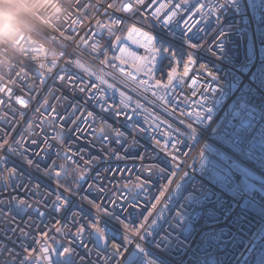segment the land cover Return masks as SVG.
<instances>
[{"label": "snow or ice", "instance_id": "6c2138e0", "mask_svg": "<svg viewBox=\"0 0 264 264\" xmlns=\"http://www.w3.org/2000/svg\"><path fill=\"white\" fill-rule=\"evenodd\" d=\"M89 7L77 4L85 14ZM101 15L106 19L96 20L100 31L93 36L107 32L108 43L82 37L77 45L97 59L103 55L100 68L73 52L63 65H50L47 76L38 73L41 85L52 79L72 97L64 115L55 108L48 113L47 99L46 115L38 107L25 121L26 111L11 104L0 115L11 128H0V264H264V0H112ZM124 27L146 55L119 47L122 37L115 33ZM212 34L206 51L228 67L200 63L186 96L184 80L197 63L194 52L204 49ZM237 47H245L239 62ZM115 48L119 55L110 58ZM165 61L166 80L156 77ZM173 61L183 62L182 73ZM129 64L132 71L126 70ZM117 76L134 84L136 100L126 91L119 92L118 101L109 95L108 89L115 92L109 80ZM5 91L11 93L0 88ZM144 94L179 127L148 112L140 102ZM14 100L28 109L20 95ZM108 115L120 126L110 124ZM21 121L24 128L13 136ZM204 132L209 134L201 150L187 164L189 152L182 149L199 143ZM92 149L101 155L93 156ZM50 156L64 162L48 164ZM129 160L131 168L120 167ZM182 166L190 171L181 175ZM133 169L142 175L121 187L117 177ZM84 184L97 197H81L88 208L73 199ZM221 213L224 221L232 217L235 231L202 230L209 220L219 223ZM55 217L59 227L48 229L45 220ZM201 219L205 225L198 228ZM42 225L48 230L41 231Z\"/></svg>", "mask_w": 264, "mask_h": 264}, {"label": "built area", "instance_id": "2783aa9c", "mask_svg": "<svg viewBox=\"0 0 264 264\" xmlns=\"http://www.w3.org/2000/svg\"><path fill=\"white\" fill-rule=\"evenodd\" d=\"M111 2L112 0H12L13 4L25 5L26 10L17 18V20L14 22V26L8 33H0V88L11 89V93H8L7 91L0 92V115L3 114V110L7 108V105L11 104V106L18 111H26L24 120L27 121L30 117L34 116V110L38 107L41 108V114H45L42 107L43 100L45 99L48 100L50 105L48 108V113H51L52 109L55 108L56 112L60 113V115H64L65 108L69 106V101L72 100V97L67 91L62 89L59 82L53 84L52 79H48L46 84L41 85V78L38 73L42 72L45 76H47V69L50 65L54 66L57 62L60 65H63L64 60L68 59V55L73 52L78 53L83 60L91 63L96 68H100V61L104 59V56L100 55L99 59H97L90 53L89 50H86L83 47H78L77 45L82 44V37H91V40L98 42L101 45L108 43L107 32L100 36H93V33L100 31V29L95 26L96 20L100 19L103 21L106 19L101 15V13L103 12L104 7H106L107 4ZM78 3L90 5L87 14L84 13L82 8H77ZM97 5H100L99 10H97ZM117 15L120 14L117 13ZM76 21L79 22L74 23ZM70 28L74 30H68ZM155 34L159 35L166 41L175 43V41H171L169 36L159 32V30H157ZM115 35H120L122 37L119 47H127L131 52H135L138 55H146L145 50L138 47V45L133 42L137 39V37L135 35H133L131 38L128 37L126 27L121 28V30L116 32ZM214 36L215 34H212L207 37L204 49L194 52V57L197 63L193 66V70L189 73V77L185 78L184 80L183 92L186 96L191 95V90L189 89L188 84L190 83V79L192 77L197 76L200 63L207 62L209 63V66L215 63H221L222 68L228 67L227 64L217 61L215 57H212L211 54L206 51L208 44H211ZM112 38L114 39V36ZM230 39L237 46L241 45V40L238 36L232 35ZM246 44L247 38H245L244 41L245 46ZM228 47L231 49L232 45L229 44ZM187 51L188 49L185 50V52ZM236 52L238 53L237 62H239V60L243 58L245 47H237ZM255 52L257 55L256 63H259L258 41L255 42ZM113 54L119 55L118 48L112 49L108 55L111 58ZM179 59L180 56L178 55L177 60ZM183 60H187L186 54L184 55ZM115 63H118V61ZM168 64V61L164 62L163 72L158 71L156 73L157 78H163L166 80V73L170 70ZM172 66L177 67L178 73L183 72V62L177 65L173 61ZM126 70L132 71L130 64ZM56 72L57 69H53V77L56 75ZM198 79L203 80L204 77L200 76ZM247 80L248 78L245 77V82H247ZM109 82L114 85L115 92H113L112 89H108V93L109 95L114 96L116 101H118L120 98V91H126L128 94L133 95L134 100L137 99V95L131 92V89L134 87V84L131 81H125L124 79L117 76L116 79H110ZM33 85L35 86L34 88L31 87ZM52 89L56 90L55 95L50 94V90ZM15 95H20L29 103L28 109L25 110L22 105L14 100ZM77 98L83 99V97ZM193 99L196 98L193 97ZM152 100L153 98L150 94H144L143 99L140 100V102L145 104V108L148 112H154L161 121L167 120L169 123H173L174 126L179 127L178 124H175L174 118L166 114L159 105H156V107L153 108ZM105 119L108 120V122L114 127L120 126L118 122L113 120L111 115L105 116ZM214 122L215 121H213V123ZM49 123L51 124L52 121L50 120ZM55 123L57 126L59 125V121H56ZM24 126V121H21L16 127V131L12 132V135H17L21 129L24 128ZM67 126L68 125L66 124L65 127ZM96 126H98V124ZM44 127L47 128L48 125H44ZM0 128H3L8 132L11 131V128H9L3 122H0ZM209 132H204L201 141L196 143L190 149H182V151L189 152V156L186 158L187 164H191L193 162V157H197V154L201 150L203 139L208 136ZM31 138L38 139V136L32 135ZM79 143L82 147L84 146L82 140L79 141ZM95 143L97 148H99L101 141L96 140ZM141 143H145V140L141 139ZM66 146L67 139L65 141V147ZM60 150L63 151L64 148H61ZM91 151L93 156L101 155V153L96 151V149H92ZM85 159H87V157H85ZM182 159L185 158L182 157ZM53 160H55L57 164L64 162L62 159H57L55 156H50L47 163L51 164ZM156 162L157 161L155 160L145 161L146 164ZM116 163V161H113L112 166L114 167ZM125 163H127L128 167L131 168L133 161H121L119 162L120 167L123 168ZM45 166V164H41V168H44ZM107 166V164H101L99 167L103 168ZM97 170H99V168ZM183 171L190 170L186 166H182L180 173L181 175L183 174ZM138 175H142V173L133 169L131 175H125L122 178L117 177V180L122 187L125 183L134 184ZM41 179L44 178L41 177ZM46 182L51 183L50 181ZM61 182L63 183L64 181ZM90 182L91 178H89V183ZM165 182L166 181L164 180L160 181L161 184ZM53 186L55 185L53 184ZM105 186L109 187L111 190V186L108 185L107 181H105ZM87 187L88 185L84 184L80 192L73 198L74 203L83 204L85 208H88L89 205L85 200H82L81 197L88 196L89 199L97 198L95 195L86 191ZM225 199H228V197L226 196ZM236 211L239 212V209ZM235 214L236 213H233V216ZM56 219H59V217L45 220L44 223L48 226V229L59 227V225H57L55 222ZM231 219L232 217H229L228 221H224L223 213H221L219 223L209 220L207 226H204L205 221L204 219H201L197 227L199 228L204 226L202 229L203 231H210L213 228L218 230L221 228L231 227V231H235V227L230 225ZM48 229H45L43 225L41 226V231ZM33 235L38 238L40 233L36 232ZM50 235L55 236V239L61 243L65 242V238L55 234L54 231H50ZM198 238L199 237L197 236V239ZM28 243L32 244L33 241L30 240Z\"/></svg>", "mask_w": 264, "mask_h": 264}, {"label": "clouds", "instance_id": "9594fccd", "mask_svg": "<svg viewBox=\"0 0 264 264\" xmlns=\"http://www.w3.org/2000/svg\"><path fill=\"white\" fill-rule=\"evenodd\" d=\"M25 10V5L13 4L12 0H0V33H8Z\"/></svg>", "mask_w": 264, "mask_h": 264}]
</instances>
